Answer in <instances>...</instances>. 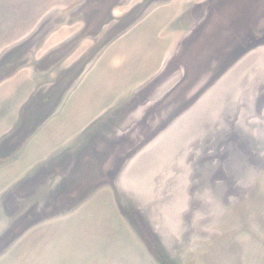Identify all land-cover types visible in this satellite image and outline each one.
<instances>
[{
	"label": "rangeland",
	"instance_id": "374dc122",
	"mask_svg": "<svg viewBox=\"0 0 264 264\" xmlns=\"http://www.w3.org/2000/svg\"><path fill=\"white\" fill-rule=\"evenodd\" d=\"M0 264H264V0H0Z\"/></svg>",
	"mask_w": 264,
	"mask_h": 264
}]
</instances>
